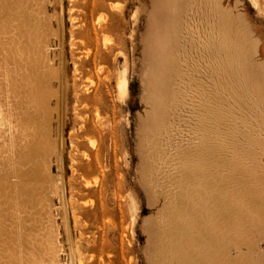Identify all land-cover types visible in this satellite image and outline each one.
<instances>
[{
	"label": "rangeland",
	"instance_id": "1",
	"mask_svg": "<svg viewBox=\"0 0 264 264\" xmlns=\"http://www.w3.org/2000/svg\"><path fill=\"white\" fill-rule=\"evenodd\" d=\"M12 2L0 0L5 234L20 228L35 255L52 234L57 264H193L207 245L225 252L215 264L264 259V0L214 1L226 66L217 40V65H196L213 30L192 0L171 19L170 66L152 47L160 0ZM180 244L194 251L181 262Z\"/></svg>",
	"mask_w": 264,
	"mask_h": 264
},
{
	"label": "bare ground",
	"instance_id": "2",
	"mask_svg": "<svg viewBox=\"0 0 264 264\" xmlns=\"http://www.w3.org/2000/svg\"><path fill=\"white\" fill-rule=\"evenodd\" d=\"M13 2V5L14 7L17 9V7L19 6V2H17V0H12ZM180 0H160L159 2V8H158V12L161 14V16L163 17V20L162 22H160L158 25L156 24V27H155V23H154V33L156 34L155 35V40L153 42V53H154V56L157 57V66H170V62L172 61V59L170 57H172L174 53H176L175 51H172L171 52V48L172 46H174V43L176 40H178L176 38V35H175V29H174V25L176 24L173 20L171 19H175V18H172L174 15L176 14H180L181 12V3L179 2ZM196 6L201 9L202 11V14L204 13V16L207 23H210V30H213L212 33L209 35V37H211L209 40L207 38L206 41H199L196 45V49L198 50V58H199V62L196 64L197 66H207L208 63L209 65L208 66H216L217 64H215L214 62L211 61V58H210V48H211V45L217 40L220 42V45L221 47H223V50L220 54V63L221 65L220 66H226V63H227V59L226 57H229L231 56L229 54V56H226L227 54V51L229 49H231V46L233 45L232 44V41L231 39L229 38V31H228V24H227V21L225 18H220L219 15H217V19L220 18L221 21H217L215 19H212L211 16H213L214 12V7H216L215 5V2L216 0H192ZM219 0H217L218 2ZM216 2V3H217ZM186 0H183V5H186ZM188 4H190L188 2ZM217 5H219V2L217 3ZM20 7V6H19ZM220 7V6H219ZM194 8V7H193ZM218 9V7H217ZM221 10V9H219ZM217 12V11H216ZM220 14V13H219ZM221 15V14H220ZM175 17V16H174ZM178 17V15H177ZM175 23L173 24L172 23ZM217 21V22H216ZM177 22V21H176ZM10 23V22H9ZM8 25V24H7ZM3 26V25H2ZM177 29V28H176ZM20 30V29H19ZM211 32V31H210ZM175 35V36H174ZM178 35V34H177ZM9 36V35H8ZM36 38V36H35ZM38 38V36H37ZM40 38V37H39ZM176 38V40H175ZM39 40V39H38ZM247 40V39H246ZM45 42V41H44ZM43 41H39L38 43L36 42V44H38V46H35L33 47V50H35V48H37V51L36 53H38L37 56H41L42 59L44 60V62H47L49 63V59H48V54H47V45L46 43H44ZM178 43V42H177ZM33 44V43H32ZM252 44V43H251ZM178 46V45H177ZM254 47V50L256 49V46L255 44L253 43L252 45ZM176 46H174L175 48ZM238 47H241V46H238ZM243 48V47H242ZM32 50V51H33ZM173 50V49H172ZM175 50H178L175 48ZM35 51H33L34 55H35ZM243 51V49H242ZM244 52V51H243ZM229 53V52H228ZM256 53V51H255ZM244 55V54H243ZM242 55V56H243ZM214 56V54H213ZM174 58H175V55H174ZM241 58V57H240ZM40 59V57H39ZM38 59V60H39ZM171 59V61H170ZM174 61V60H173ZM245 61V60H244ZM244 61L242 60V63H244ZM233 62V61H232ZM237 62V61H236ZM235 62V64H236ZM170 63V64H169ZM230 63V62H229ZM173 64V63H172ZM174 64H176L174 62ZM249 66V63L246 64ZM48 66V64H47ZM172 66V65H171ZM177 66V65H176ZM241 66V65H240ZM121 78V76H120ZM203 78V77H202ZM119 81V79H117ZM122 81V80H120ZM119 81V82H120ZM118 83V82H117ZM19 84V83H18ZM24 84V83H23ZM122 84V83H120ZM123 85V84H122ZM122 85L120 87H122ZM125 86V84H124ZM41 97V96H40ZM41 99V98H40ZM36 100L38 101V97L36 98ZM42 101V100H41ZM40 101V105L42 104V102ZM43 109H46L45 106H42ZM1 110V108H0ZM1 111H0V116H1ZM3 116V114H2ZM4 119H6L4 117ZM9 119V118H8ZM1 120V118H0ZM3 121V120H2ZM9 121V120H8ZM5 123V122H4ZM4 123H1L0 121V124L3 125ZM14 125V124H13ZM18 125V124H17ZM10 126V125H9ZM15 126H16V123H15ZM15 126H14V129H15ZM17 127V126H16ZM16 130V129H15ZM17 131V130H16ZM191 181V180H190ZM192 182V181H191ZM204 183V182H203ZM191 184H189L190 186ZM204 185V184H203ZM196 186V185H194ZM201 186V184H200ZM206 186V185H205ZM182 187V186H181ZM200 188V187H199ZM208 189V188H207ZM182 190V189H181ZM184 191V190H183ZM200 191V190H199ZM185 192V191H184ZM194 194V193H193ZM198 194V193H197ZM185 196V195H184ZM199 196V195H198ZM182 199V198H181ZM201 199V198H200ZM183 200V199H182ZM200 201V200H199ZM203 203V202H202ZM206 203V202H205ZM185 204V203H184ZM194 204V203H193ZM192 205V204H191ZM206 205V204H205ZM204 205V206H205ZM15 206V205H13ZM188 206V205H187ZM195 206V205H194ZM186 207V206H185ZM194 208V207H193ZM206 208V207H205ZM190 209V208H189ZM190 212V211H189ZM193 213V212H192ZM208 213V212H207ZM208 217V216H207ZM190 221V220H189ZM194 223V222H193ZM210 223V222H209ZM188 224V223H187ZM195 224V223H194ZM191 226V225H190ZM198 228V227H197ZM191 229H195V228H191ZM4 230V227H2V224H1V221H0V264H3V261L5 260L7 263L9 264H37V263H41V264H57V259H55V255H56V251L59 249V246L57 247V243L58 241L56 240L55 236H52V234H48V237H46V240L44 243L40 244V251H39V255H35V253L33 252V249L35 247V240H32L30 242V250L28 248L25 247L24 245V242L21 240L23 238H21V229L19 228L18 229V232L17 233H12V232H9L8 234H5V232L3 231ZM172 230V229H171ZM186 230V229H185ZM170 231V230H169ZM198 231V229H197ZM177 232V231H176ZM182 232V231H181ZM187 232V230H186ZM196 232V231H195ZM200 232V231H199ZM190 233V232H189ZM194 233V231H193ZM172 234V233H171ZM185 234V233H184ZM187 234V233H186ZM195 234V233H194ZM207 234V233H206ZM170 235V234H169ZM179 235V234H177ZM181 235V234H180ZM200 235V234H199ZM2 236H6L5 237V240H1V237ZM168 236V235H167ZM186 236V235H185ZM192 236V235H191ZM188 237L190 238L189 234H188ZM172 238V237H171ZM174 238V237H173ZM176 238V237H175ZM180 239V238H179ZM183 239V237H182ZM197 239V238H195ZM194 240V239H193ZM56 241V243H55ZM170 241V240H169ZM168 241V243H170ZM176 241V240H175ZM181 242H183L181 239H180ZM189 241V240H188ZM191 241V239H190ZM206 241V240H205ZM177 242V241H176ZM196 242V241H195ZM198 242V241H197ZM163 243L164 245V242H161ZM175 243V242H174ZM173 243V244H174ZM193 243V242H192ZM210 243V242H209ZM167 244V243H166ZM184 244V243H183ZM182 244V245H183ZM162 245V247H164ZM168 245V244H167ZM177 244H175L176 246ZM181 244L178 245L182 250H185L183 251L184 254H182L183 252L180 251V248L177 246V250H175L176 247L172 248V250H174V252L171 254L174 255V253H177L176 251L179 250L178 254L177 255H174V256H177V257H180V259H177L178 261H182V255H185L186 256V251L188 252L187 254H189V250H191V252L193 251L191 248L189 249H185L182 248ZM188 245V244H187ZM200 245H202L200 243ZM199 245V246H200ZM189 246V245H188ZM208 247L203 250V253H202V256H200V254H198L199 258L201 257L200 260H197L196 262H194L193 264H215L214 263V259L215 257L219 256V257H223L222 259L223 260H226V256H225V252L224 250L219 252L220 254L215 253V254H218L216 256H212V251L210 252V246L207 245ZM255 246V244L253 243V247ZM194 247V246H193ZM197 247V246H196ZM58 248V249H57ZM179 248V249H178ZM187 248V247H186ZM76 249V248H75ZM164 249V248H163ZM162 249V250H163ZM197 249V248H196ZM200 249H201V246H200ZM199 249V250H200ZM221 249V248H220ZM254 252L256 253H259L258 250L256 249V247H254ZM73 250V249H72ZM165 250V249H164ZM167 250V249H166ZM169 250V249H168ZM214 250H215V247H214ZM197 251V250H196ZM194 252V251H193ZM72 256L73 258H75V254L71 251ZM163 253V252H162ZM179 253H181V255H179ZM201 253V250L200 252ZM166 254V253H165ZM163 254V255H165ZM191 254V253H190ZM214 254V253H213ZM173 255L170 257L172 258ZM179 255V256H178ZM182 256V257H181ZM192 256V254H191ZM191 256H188V257H191ZM193 257V256H192ZM185 259H187V257H184ZM183 258V260H184ZM256 258V262L258 264H264V259L262 258V256H260L259 254H256L255 256ZM189 260L191 258H188ZM187 259V260H188ZM78 261H80L79 259H77ZM76 260V261H77ZM186 260V261H187ZM193 260V258H192ZM75 261V260H74ZM165 261V260H164ZM169 261V260H168ZM167 261V262H168ZM173 261V259H172ZM176 261V260H175ZM190 262H193V261H188V263ZM78 263V262H77ZM81 264V261L79 262ZM170 263V262H169ZM168 263V264H169ZM182 263H186L185 261ZM186 263V264H188ZM172 264V263H171ZM177 264V262H176Z\"/></svg>",
	"mask_w": 264,
	"mask_h": 264
}]
</instances>
